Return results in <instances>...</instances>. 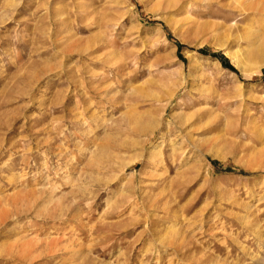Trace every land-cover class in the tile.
I'll use <instances>...</instances> for the list:
<instances>
[{"label": "rangeland", "instance_id": "374dc122", "mask_svg": "<svg viewBox=\"0 0 264 264\" xmlns=\"http://www.w3.org/2000/svg\"><path fill=\"white\" fill-rule=\"evenodd\" d=\"M175 1L0 0V264H264V11Z\"/></svg>", "mask_w": 264, "mask_h": 264}, {"label": "bare ground", "instance_id": "6f19581e", "mask_svg": "<svg viewBox=\"0 0 264 264\" xmlns=\"http://www.w3.org/2000/svg\"><path fill=\"white\" fill-rule=\"evenodd\" d=\"M169 1H170L171 4H173V5H177V2H176L175 0H169ZM181 1H183V0H178V2H181ZM255 1H256V0H254V1L252 0V2H251V1H250V2L253 4V3H255ZM256 2H257V1H256ZM257 4H258V6H255V9L258 10V11H264V0H259ZM251 8H253V7L251 6V7L248 8V9H251ZM255 9H254V10H255ZM255 22H256V21H255ZM251 27H252V26H251ZM248 29H249L248 31L250 32L251 28L248 27ZM253 30H254V29H253ZM254 31H255V30H254ZM254 31H253V32H254ZM260 32H261V31H260ZM251 33H252V32H251ZM251 33H250V34H251ZM246 34H248V33H246ZM250 34H249V36L252 35V34H251V35H250ZM158 152H159V151H158ZM159 153H160V152H159ZM159 153H157V151H156V152H153L150 158H151L152 160H153V159L155 160V159L157 158V156L159 155ZM159 157H160V156H159ZM159 157H158V158H159ZM155 161H156V160H155ZM157 166H158V165H157Z\"/></svg>", "mask_w": 264, "mask_h": 264}, {"label": "trees", "instance_id": "16d2710c", "mask_svg": "<svg viewBox=\"0 0 264 264\" xmlns=\"http://www.w3.org/2000/svg\"><path fill=\"white\" fill-rule=\"evenodd\" d=\"M231 68H233L232 66H230Z\"/></svg>", "mask_w": 264, "mask_h": 264}]
</instances>
